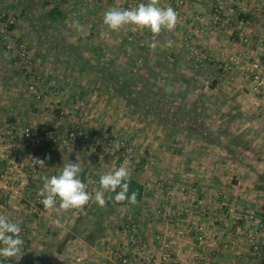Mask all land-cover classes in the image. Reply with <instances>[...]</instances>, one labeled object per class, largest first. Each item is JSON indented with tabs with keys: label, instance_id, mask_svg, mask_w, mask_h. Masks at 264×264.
I'll return each instance as SVG.
<instances>
[{
	"label": "rangeland",
	"instance_id": "rangeland-1",
	"mask_svg": "<svg viewBox=\"0 0 264 264\" xmlns=\"http://www.w3.org/2000/svg\"><path fill=\"white\" fill-rule=\"evenodd\" d=\"M143 1L0 0V16L8 28L0 29V128L29 125L53 136L34 152L35 158L50 155V159L43 168L36 165L25 195L11 193L13 200L26 203L24 208L0 192V215L20 224L25 241L19 261L0 257V264H90V245L102 251V264H124L125 256L129 264L142 259L146 264H212L214 253L223 251L221 257L228 245L246 251L252 258L248 262L264 263V236L258 227L264 222V211L249 201L250 189L252 198H264V170L255 169L256 161H243L248 143L243 135L247 120L243 108L255 106L252 119L258 121L259 100L264 104L251 92L241 68L247 60L264 62V31H250L244 18L248 41L240 38L243 7L252 2L203 0L211 29L219 32L220 38H214L221 41L211 47L199 42L197 33L183 23L192 0L179 5L159 2L160 7L179 9V18L174 30H162L155 38L147 29L128 25L112 31L103 24L107 10L134 8V3ZM256 2L254 15L264 19V7L260 9ZM226 9L231 10L223 15ZM52 10L59 14L57 18L50 15ZM177 32L185 42L184 52L164 47V40H171L166 34L177 38ZM188 32L191 37L185 39ZM229 37H235L237 49L228 43ZM11 144L0 142V174L7 170L9 176L4 180L0 175V184L9 188L26 179L25 166L12 159ZM18 145L23 156L30 152L20 140ZM77 161L93 200L85 206L86 214L72 210L63 215V228L46 225L45 212L57 215L39 202L44 178ZM122 164L144 186V196L131 205V214L118 210L127 201L117 204L108 199L116 193H105L103 208L94 201L100 175ZM249 164L251 169L244 171ZM233 185L247 187L248 196L240 190L226 193ZM138 212L147 215L134 220ZM243 220L246 225L240 223ZM170 224L174 233H169ZM218 229L230 233L223 244L220 240L219 251L212 245ZM90 233L95 234L93 242L86 240ZM124 237L126 242H120ZM136 240L146 246L140 248L143 245ZM186 241L192 255L178 260L175 243L186 245ZM166 242H170V257L163 263L158 258ZM199 248L205 253L197 259L193 253Z\"/></svg>",
	"mask_w": 264,
	"mask_h": 264
},
{
	"label": "clouds",
	"instance_id": "clouds-1",
	"mask_svg": "<svg viewBox=\"0 0 264 264\" xmlns=\"http://www.w3.org/2000/svg\"><path fill=\"white\" fill-rule=\"evenodd\" d=\"M179 14L172 7H160L159 0H148L140 3L135 8H112L103 15V24L112 31H119L125 26L132 25L141 30L147 29L153 35H159L162 30L172 31L178 23ZM173 41L167 40L164 47H172ZM150 47L155 50L156 45ZM170 90V89H168ZM50 155L44 159L35 158L34 166L45 167ZM80 163L68 162L58 174L50 178L45 177L44 183L38 195L42 197L40 203L47 211H54L57 218L52 221L53 225L60 229L64 225L61 217L72 210L85 213V206L93 200V196L87 191L88 185L82 181ZM131 184V171L126 164L120 165L114 171L100 175L99 190L94 193L95 203L103 208L106 206L105 193H116L114 198L109 197L113 203L129 202L133 205L138 203V192L129 194ZM117 189L119 191L117 192ZM20 224L12 222L8 217L0 215V257L14 258L19 261L22 257L21 248L25 241L21 237Z\"/></svg>",
	"mask_w": 264,
	"mask_h": 264
},
{
	"label": "crops",
	"instance_id": "crops-1",
	"mask_svg": "<svg viewBox=\"0 0 264 264\" xmlns=\"http://www.w3.org/2000/svg\"><path fill=\"white\" fill-rule=\"evenodd\" d=\"M192 1H193L194 5H193L192 8H189L186 11L187 12L186 13V19L183 22L184 25L188 24L187 26L189 27V29L191 31H193L194 33H197V36H199L198 40L202 44L210 43L209 45L211 47V44L214 41L221 42L220 40H218V38H220V37H218V35H219L218 33L219 32H217V31L214 32L215 29L214 30L211 29L213 26H212L211 21L209 20L210 16L205 13L207 8L205 7V4L203 3V0H192ZM231 1L233 2V0H231ZM254 1L255 0H251L252 3H250V1H249L248 6H244L243 7V11H242L243 14H241V15H242L243 18H246L250 22V24H249L250 31H253L254 33H257V34H261L264 31V25L261 24L264 19H261L258 15H254L256 13L253 10V5L255 4ZM256 3H257V5H259L260 9L262 7H264V0H257ZM228 4H230V2ZM234 5H236V4H234ZM230 10L231 9H229V11ZM229 11H228V9H226V12H224L223 15H228ZM208 31L210 33H212L213 35L210 36ZM201 32H203L204 35H202ZM176 34H178V32ZM166 35H167L166 36L167 39L169 38V39H171L173 41V45H172V47H170V49H173V47H175V48H179L180 51L184 52V49H186L185 42L182 40V38L180 37L179 34H178V36H176L177 38H174L175 36L173 37L171 35V33H170V35H168V34H166ZM214 35H215V37H218V38L217 39L214 38ZM200 36H201V38H200ZM234 38L235 37H232V38L229 37L228 43L230 45H233V47H236V49H237L239 44H238V42L233 41ZM166 41L167 40H164V45H165ZM165 48H168V47H165ZM261 48H262V51H263V52L261 51V54L264 55V45H263V43H262V47ZM261 48H259V49H261ZM231 51H232V53L234 55L237 54L236 52H234V50H231ZM263 60H264V57H263ZM260 103H261V105H260ZM259 105L260 106H259L258 113L260 114L261 117H260V119L258 121L256 119L255 120L252 119V117L254 118V116L252 114L257 113V110L254 108L255 106L248 105L247 107L243 108V111L246 113V117H247V120L243 123V130H244L243 135L245 137L244 139L248 140V143L246 144V148L243 149V161H248V160L250 162L256 161L257 162V166H255V169L259 173H262V171L264 170V104L262 103V100H259ZM254 138L255 139L257 138L258 140H255ZM257 141H258V143H257ZM252 145H257L259 147V150L258 151H254V148H253ZM232 157H233V160H237V157H234V156H232ZM249 165H247L248 167L245 168L244 171H248L249 168L251 169V165L250 166ZM0 185H1L0 192H3V194H5V195L9 194L8 195L9 196V201H11V203L13 205H16V207H18V205H19V207H21V209L24 208V206L26 205L25 202L23 204H19L18 202L13 200V198H12L13 195L11 194L12 190L11 191L9 190L11 188L5 186L4 184H0ZM227 189H228V191L226 193H228V194L229 193L233 194V193H236L237 191L240 190L244 194H246V196H248V193L245 192V190H248V188L245 187V186L244 187L238 186L236 188V186L233 185V186L228 187ZM249 194H250V200L249 201L252 203V205L253 206H257L258 209H260L261 211H264V198H261V197H258L256 199L252 198L251 197V194H253V190L252 189L249 190ZM141 203H142V201H141ZM246 203L249 205L248 202H246ZM131 205H133V204H130L129 202L126 203V204L123 203L118 208V210L119 211H123V213L124 212H128V214H131L129 212V209H131ZM141 205L144 206V204H141ZM175 209L177 210L176 207H175ZM143 210H145V209L143 208ZM168 211L169 212L167 214L171 216L172 212H171L170 208L168 209ZM141 212H142V210H141ZM141 212H138V213H136L134 215V220H138V219H142V218L144 219L145 215H147V214L140 215ZM231 216H232V214H231ZM236 217H239V216H236ZM54 219H56V217H54L53 215H50L49 212H47V213L45 212V217H44L43 220H44V223L46 225L53 224L52 221ZM168 219H170V218H168ZM215 219L218 220L219 217H217ZM242 219H244V218H242ZM170 220L173 221L174 219L171 218ZM240 223H242L243 225H246L247 221L243 220V221H240ZM171 224L174 225L173 223H171ZM171 224L169 226V230H170L169 233H174L175 229L170 228V227H173ZM144 227L145 226H141V228H144ZM217 227H218L217 224L214 225L212 227V230H214ZM222 233H225V234H222ZM231 233H233V231ZM215 234H217V235H215ZM215 234H213L214 237L212 239V242H214V243L212 245L214 247H216V249L218 250L219 249V243L221 242L220 240L222 239V244H223L224 238L228 239L229 236H230V233L228 231H223L222 229H218V231L215 230ZM173 237H175L176 239L179 238L177 234H175ZM122 239L123 238H121V240H119V241L125 243L126 242L125 237H124V240H122ZM246 239H248V237H246ZM175 241L177 242V240H175ZM178 243H179V245L175 243V249H174V252H175L174 254H175V256H177L178 260H183L181 257H184V256L190 257L192 255V251H191L192 247H191V245L190 244H186V243H188L187 241L185 242L186 245H184L182 243L180 244V242H178ZM89 248H91L90 249L91 253H89L91 255L87 256L88 257L87 261L91 264L93 262H91L90 259H92L95 262H97V264H102V251L97 247V245H95V246L90 245ZM233 249L234 248H232V246L228 245V248L226 250V254H223L221 257H219V255H221L223 251L219 252V253L215 252L214 255L217 254V256L216 257L213 256L212 264H252L251 262H248L252 258H249V256L246 255L247 254L246 251L243 252V250H233ZM240 249H246V247L245 248H240ZM92 253L94 255H92ZM204 253H205V250L199 248V250L195 251L193 253V255H194V258L197 257V259H200V258L203 257ZM262 254L264 255V250H263ZM261 264H264V263L261 262Z\"/></svg>",
	"mask_w": 264,
	"mask_h": 264
},
{
	"label": "built area",
	"instance_id": "built-area-1",
	"mask_svg": "<svg viewBox=\"0 0 264 264\" xmlns=\"http://www.w3.org/2000/svg\"><path fill=\"white\" fill-rule=\"evenodd\" d=\"M163 0H159L161 2ZM168 1H173L176 3V5H179L180 3H183L184 0H167ZM140 3H147L146 0L143 2H137L134 3L133 7H137ZM123 8V7H122ZM179 13V9H175ZM221 11L219 9L216 10L215 14L219 16ZM5 20L1 19L0 16V29L2 31H7V23L4 22ZM245 23L246 21L244 18H241L239 20L238 27L242 29V34L240 36L241 40L243 41H248V36L244 34V29H245ZM190 32V31H189ZM189 32L186 34L185 39H189L191 37V34ZM152 38H155V35L151 36ZM204 55V54H203ZM202 57H207L203 56ZM197 60H201V55H198ZM227 68H232L230 64H227ZM241 68L243 69L244 74L250 81V89L251 92L254 94L258 95L261 97V99L264 100V62L261 60H247L245 63L242 64ZM73 134V133H72ZM49 135V136H48ZM53 138L51 133L49 134L48 132L44 131L43 129L36 128L33 126H11L9 130H5L3 128H0V142L5 143V142H12L11 147H12V159L18 160V162L25 168V176L26 179H23L21 182V185H18L16 187H12V193L18 197H23L25 193L27 192V189H29V182L28 179L34 176V172L36 170V165L34 166V159H35V154L34 152L38 150L39 148H42L45 146L50 138ZM20 140L21 144L26 146L28 149H30V152L27 153V155L23 156L19 150V145L18 141ZM1 178L4 180H7L8 176V171L7 170H2L1 172ZM13 178L14 177V172H12ZM1 196L6 198V195L1 192ZM42 198L39 199V202L41 201ZM259 229L261 230V234L264 236V222H260L258 224ZM137 245H143L140 246V248H144L146 246V242L138 241L136 240ZM154 255V254H153ZM170 257V242H166L165 244L162 245L161 247V254L158 258L159 262L165 263ZM148 262L152 261L150 257L146 258ZM123 263L124 264H129L132 263L130 262V258L125 256L123 258ZM136 264H146L147 262L145 259L142 260H137L135 262Z\"/></svg>",
	"mask_w": 264,
	"mask_h": 264
},
{
	"label": "trees",
	"instance_id": "trees-1",
	"mask_svg": "<svg viewBox=\"0 0 264 264\" xmlns=\"http://www.w3.org/2000/svg\"><path fill=\"white\" fill-rule=\"evenodd\" d=\"M50 15L53 16V18H57L59 14L56 13L55 10H52L50 12ZM148 82V81H147ZM119 191V189H117V192ZM132 191H136L139 193L138 197H137V200L140 201L142 200L143 196H144V186L136 179L134 178H131V184H130V188H129V194L132 192ZM80 219V218H78ZM95 234L93 233H90L86 236V240L88 242H93L95 240Z\"/></svg>",
	"mask_w": 264,
	"mask_h": 264
}]
</instances>
